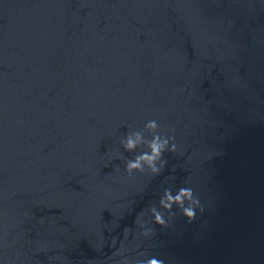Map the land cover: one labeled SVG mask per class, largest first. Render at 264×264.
Segmentation results:
<instances>
[{"label": "water", "instance_id": "water-1", "mask_svg": "<svg viewBox=\"0 0 264 264\" xmlns=\"http://www.w3.org/2000/svg\"><path fill=\"white\" fill-rule=\"evenodd\" d=\"M153 119L177 151L128 178ZM153 257L264 264V0H0V264Z\"/></svg>", "mask_w": 264, "mask_h": 264}, {"label": "clouds", "instance_id": "clouds-1", "mask_svg": "<svg viewBox=\"0 0 264 264\" xmlns=\"http://www.w3.org/2000/svg\"><path fill=\"white\" fill-rule=\"evenodd\" d=\"M174 132L173 129L170 130V134L162 135L159 122L153 119L148 121L142 130L128 132L120 139L119 143L126 152H135L139 148L145 149L133 159L125 160V172L128 178H131L134 173L144 174L147 172L151 176L159 175L167 164L164 153L177 151ZM145 133L149 134L151 138H147ZM174 206L189 224L197 218V210L200 213L204 212V206L191 188L181 187L175 193L171 189H165L159 199V208L155 206L150 208L152 222L160 227H170L176 215L173 211ZM165 213H167V217ZM137 223L142 229L140 235L145 238L153 235L152 228L146 227L139 219ZM129 231V229H125L126 234ZM121 264H127V261H122ZM139 264H164V261L153 257L140 261Z\"/></svg>", "mask_w": 264, "mask_h": 264}]
</instances>
